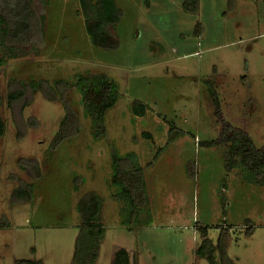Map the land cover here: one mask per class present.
<instances>
[{
	"label": "rangeland",
	"instance_id": "obj_1",
	"mask_svg": "<svg viewBox=\"0 0 264 264\" xmlns=\"http://www.w3.org/2000/svg\"><path fill=\"white\" fill-rule=\"evenodd\" d=\"M184 2L116 0L123 15L108 29L119 46L105 50L91 42L79 0H33L43 43H14L25 53L0 67V264H74L78 204L90 192L105 229L94 264H113L120 249L130 264H209L196 251L221 233L235 264H264V186L238 166L225 169V146L203 144L219 133L211 84L227 120L264 145V0H199L194 12ZM99 73L118 84L119 98L106 112V134L96 137L75 79ZM43 79L66 80L64 98L50 101L30 86ZM17 88L25 96L10 103ZM136 100L146 105L143 116L133 111ZM66 104L80 131L53 150ZM113 151L133 153L144 168L149 203L136 221L114 197ZM28 160L38 163L39 179L22 167ZM25 185L33 199L14 203Z\"/></svg>",
	"mask_w": 264,
	"mask_h": 264
},
{
	"label": "trees",
	"instance_id": "obj_2",
	"mask_svg": "<svg viewBox=\"0 0 264 264\" xmlns=\"http://www.w3.org/2000/svg\"><path fill=\"white\" fill-rule=\"evenodd\" d=\"M85 17L86 31L94 46L111 50L119 46V40L114 39L109 31V26L115 25L122 17V10L117 6L116 0H79ZM199 0H185L184 9L188 12L198 10ZM0 7L7 10L0 12V67L7 60L16 58L25 53L18 45L42 44L44 34V17L39 15L33 0H0ZM8 14V15H7ZM18 45H15V44ZM30 86L34 90H40L50 101H58L64 98V93L70 84L64 79H58L52 83L48 80L31 81ZM75 86L82 94V102L87 115L91 117L95 136L106 134L105 116L107 110L112 108L119 98L118 84L108 75L80 74L76 76ZM209 98L212 104L213 115L219 126L218 137L210 142H204L206 146L226 147L224 152L225 169L230 172L235 167L248 171L250 179L258 186H264V145L257 147L253 138L243 127L234 125L227 120L223 113L219 93L213 85L208 86ZM60 91V93H59ZM25 96V92L14 89L9 94V102L19 100ZM133 111L136 115L143 116L146 105L136 100L133 102ZM65 116L61 121L60 129L57 131L51 149H56L66 139L75 136L80 131V119L76 111L69 105H65ZM5 122L0 116V137L5 134ZM171 132L181 134L182 131L171 127ZM147 136L149 132L145 133ZM34 171L35 177H41L38 163L33 160L27 161V167ZM113 176L111 183L118 188L115 198L126 200L131 209L128 214L136 221L140 213L149 203L144 168L135 161L133 153H128L121 158L113 151ZM249 175V174H248ZM246 181H251L248 179ZM12 201L28 202L33 199V186L25 185L18 187L12 194ZM101 203L97 193L86 194L78 204L80 213V233L76 241L73 256L74 264H94L99 256L101 240L105 236L103 224L99 221ZM2 221L0 220V227ZM207 227L204 228L206 234ZM200 257H206L209 264H218L215 254L220 255V264H235L227 254V242L221 233L218 243L213 244L205 239L197 249ZM18 264H44L39 260L22 259ZM113 264H130L129 253L126 249L116 252Z\"/></svg>",
	"mask_w": 264,
	"mask_h": 264
}]
</instances>
